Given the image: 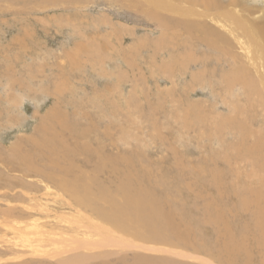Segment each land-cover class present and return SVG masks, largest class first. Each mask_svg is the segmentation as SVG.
Returning <instances> with one entry per match:
<instances>
[{
	"label": "rangeland",
	"instance_id": "rangeland-1",
	"mask_svg": "<svg viewBox=\"0 0 264 264\" xmlns=\"http://www.w3.org/2000/svg\"><path fill=\"white\" fill-rule=\"evenodd\" d=\"M149 10L0 0V264H264V96Z\"/></svg>",
	"mask_w": 264,
	"mask_h": 264
},
{
	"label": "bare ground",
	"instance_id": "bare-ground-1",
	"mask_svg": "<svg viewBox=\"0 0 264 264\" xmlns=\"http://www.w3.org/2000/svg\"><path fill=\"white\" fill-rule=\"evenodd\" d=\"M245 1L247 0H230L229 3L226 2L227 4L225 5V3L221 2V0H179L180 3H173L172 1L169 0H144V2L151 9V11L149 10L151 12L150 14H152L156 19L159 16L161 17V15L166 14L170 16L171 14L173 16V19L178 18L177 20H175L176 22L172 23L174 24L173 26L180 28L179 26L182 25L185 31L189 33L191 36L195 35L194 31H196L197 32L196 35L198 34L201 40L207 43L206 46H210L212 48L213 47L219 48L220 51H222L223 54L225 55H229L230 48L236 45V44L232 45V42H234L235 40L237 45H239L238 47L240 48L238 49L241 50L242 54L241 57L231 55L233 59L232 61L234 65L240 64L239 67H243V68L242 69L237 67L236 69L233 68V71L226 74L225 77L223 78L226 79L229 85L241 84L247 87L250 86L251 90L248 91L250 92L253 91L254 93L253 96L259 94V96L261 95L262 97L264 96V10L248 7L244 4ZM182 3L187 4L188 6H183ZM208 20L210 22H213L216 25V27L219 28L217 32H214V30L209 29L210 27L207 28L206 23ZM214 24L212 25L214 26ZM160 25L165 28L164 30H166L167 27L170 25V23L168 21L167 22L161 21ZM220 29H222L224 32H222ZM229 36L232 37L231 40L229 39L230 38ZM251 70L253 71V73L251 72ZM251 94L252 93H250V95ZM256 100L254 101L256 102ZM195 114L198 115L197 113ZM230 119L229 121L228 120L224 121L222 126L224 127L225 124H227L228 126V123L231 124V126H233V123L236 125L238 124L236 118L235 120H231V121ZM220 122L221 121H219V123ZM263 209L264 208L262 209L260 208V211ZM127 246H131V245H127Z\"/></svg>",
	"mask_w": 264,
	"mask_h": 264
}]
</instances>
